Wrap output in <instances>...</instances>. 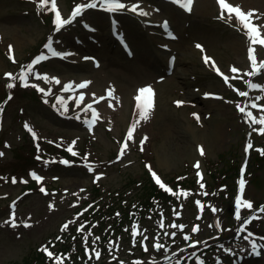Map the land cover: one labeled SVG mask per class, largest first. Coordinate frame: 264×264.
Listing matches in <instances>:
<instances>
[{"label":"rangeland","instance_id":"1","mask_svg":"<svg viewBox=\"0 0 264 264\" xmlns=\"http://www.w3.org/2000/svg\"><path fill=\"white\" fill-rule=\"evenodd\" d=\"M75 1L82 4L86 0H58L65 17L71 16ZM122 2L127 6L138 3L147 15L127 7L114 12L99 6L85 9L84 14L53 36L58 48L68 42L66 50L71 54L64 51V58L44 60L30 74L26 67L28 57L36 51L50 27L37 17L32 1L0 0V98L6 84L10 82L15 87L18 81L21 85L27 83L44 89L46 97L41 101L31 91L20 90L6 104L4 112L0 110V153H3L0 155V264H22L27 254L37 246H46L52 238L61 243L68 231L80 226L76 224L85 209L81 205L88 192L93 198L95 183L105 193L122 189L130 179L129 185L135 187L134 178H142L146 170L168 182L171 177L181 179L186 175L198 180V172L209 180L208 165L215 163L224 169L230 164L241 165L248 157L245 151L248 143L255 149L264 145V135L253 130L262 126L246 120L237 108V105L246 107L256 117L264 115L260 107L264 104V90L252 88L248 83L264 85V71L248 75L254 71L248 54L250 41L235 13L229 18L225 10L221 18L217 0H195L189 12L182 11L175 1ZM227 2L245 12L253 11V22L264 25V0ZM113 27L126 35L133 54L123 51L112 39ZM261 31L264 34V28ZM171 33L176 35L175 39L169 37ZM251 46L256 49L259 66L264 62V46ZM205 55L229 77L227 84L211 62H204ZM174 58L172 67L170 59ZM233 67L239 72H231ZM22 72L26 73L24 79ZM85 81L90 82L85 88L76 87ZM67 84L71 87L65 90ZM146 86H151L154 94L152 107L146 109L147 118L141 119L137 105L145 104L146 100L142 98L138 102L136 97L138 90ZM109 90H113L112 95H108ZM240 91L248 95L240 96ZM176 101L183 103L177 106ZM253 103L258 107L253 108ZM87 104H92L98 114L94 121L91 110H84ZM133 126L132 137L128 138V130ZM125 142L127 147L121 154ZM70 146L76 155L68 151ZM35 158L39 162L30 165ZM197 162L199 168L195 167ZM250 167L245 199L252 202L253 208L242 209L241 214L249 211L253 214L244 223L238 224L235 198L231 195L235 193L238 169H231L228 193L226 183L219 180L221 193L213 194L218 209L215 212L209 210V198L204 194L208 186L199 176L200 190L195 194L203 196L205 211L197 205V200H184L181 203L184 205H179V215L167 213L168 224L163 227L156 225V218L138 225L140 240H135L132 231L117 235L111 249L115 250L116 260L123 262L118 264H136L134 260L139 264H171L174 254L186 245L197 242L199 245L209 237L218 236L222 229L231 230L236 225L237 236L216 241L218 248L201 253L193 262L264 264V212L260 211L261 206L256 208L258 201L264 202V165ZM31 173L42 179L35 182L37 179ZM134 190L140 191L138 186ZM231 202L235 205L232 211L228 204ZM226 204L229 209L225 216L222 208ZM78 208L81 214L76 212ZM13 212L16 227L10 220ZM180 222L186 225L185 236L179 227H170ZM25 223L30 226L25 227ZM194 226H199V231L193 232ZM161 229H169V232L163 230L168 235L157 237L156 232ZM171 230L177 232L179 240H172ZM249 233L252 235L245 240ZM186 236L190 238L184 242ZM142 240L148 242L147 250ZM182 240L184 243L178 246ZM253 241L256 251L251 247ZM155 244L163 247H154Z\"/></svg>","mask_w":264,"mask_h":264},{"label":"trees","instance_id":"2","mask_svg":"<svg viewBox=\"0 0 264 264\" xmlns=\"http://www.w3.org/2000/svg\"><path fill=\"white\" fill-rule=\"evenodd\" d=\"M250 165L252 168L263 166L264 155L260 151L254 152ZM232 168H238V164H235V166L234 164H230L227 169L210 166L208 170L211 181H206V185L213 188L216 187L215 192L221 193L219 180L222 183L228 184L227 179L231 177L230 172L233 171L231 170ZM146 171L143 172L142 178H134L133 180L140 191H134L136 186L131 187L129 185L132 179L122 189L110 192L109 194L103 192L100 186L94 185L93 203L90 204V207L82 216L81 222L83 223L84 230L90 229L100 235L98 247L104 251V255L100 260L94 258V252H91L89 255L85 253V244L81 236L83 232H76V235L73 236L74 231H71V229L68 232L69 234L67 233L64 236V240L61 243L56 242L55 246H50L53 256H49L43 247H38V249L32 250L24 258L22 264H57L56 258L59 257L58 254L66 259L61 264H115L114 259L107 258L109 254L107 248L110 240L114 239L118 234L130 231L133 223L146 222L150 217L158 218L162 213L171 211L173 207L178 206L180 196L177 193H170L163 189V187L156 183L150 172ZM170 182L175 189H178L180 186L188 188L191 192L190 199H193V192L196 191L198 184L196 180L185 177H182L180 180L179 177L174 176L170 178ZM96 195H98L97 198ZM86 202H89V199ZM233 233L234 230L226 235ZM179 259H182L183 262L188 261L187 257L185 259L178 257L174 259V263ZM84 261H87V263H84ZM60 262L63 261L59 259V264Z\"/></svg>","mask_w":264,"mask_h":264},{"label":"snow or ice","instance_id":"3","mask_svg":"<svg viewBox=\"0 0 264 264\" xmlns=\"http://www.w3.org/2000/svg\"><path fill=\"white\" fill-rule=\"evenodd\" d=\"M175 2L180 5L181 7L190 10V6L192 3V0H175ZM220 8H221V18H223L224 16V12L225 10H227L228 14H229V18H231L232 14L235 13L236 17L239 19V21L241 22V24L243 25L244 29H246V35L250 41V46L248 47V54H249V59L252 61V65H253V69L254 71L249 72L248 75H257L259 74L261 71H264V62H261L259 64V66H257V60H256V49L253 48L251 45H262L264 46V34H262L261 29L264 28V25H259L257 23L253 22V17H254V12L253 11H243L241 9L240 6L238 5H233L231 3H228L227 0H217ZM97 6L104 8L107 11L110 12H114L120 9H125L126 7L128 8V10L133 11V12H137L139 11L140 15H147L146 12L143 11V9H141L139 7L138 3H133L131 6H127L125 3L122 2V0H89V2L87 3H82V4H77L75 5L71 16L69 18H64L61 15V12L58 8V4H57V0H38V7L40 8H45L47 7L48 11H51L54 13V23L57 27V30L62 27L63 25H66L68 23L71 22L72 19H74L76 16L80 15L85 9L88 8H96ZM256 20L259 19V17H255ZM165 27H167V25L165 24ZM46 47H50V45H46ZM198 48H201L202 46L197 45ZM9 51L11 52V46H9ZM53 55H61V53H57L55 51H53ZM43 59H47L46 56H44L43 54H41L40 56L36 57L29 65H27V69L28 72H31L33 70V66L38 64L39 61L43 60ZM204 62L207 64L209 62H211V66L215 69V71L221 75L223 77V80L225 82V84H227L229 82V77L227 75H225L219 67L216 66L215 61L212 60V58L210 56L205 55L204 57ZM231 72L233 73H237L239 72L238 68H231ZM6 75H8L9 77L12 76L11 73H7ZM26 76V73L22 72L21 73V79H24ZM45 79H47V77H45ZM55 79V78H53ZM59 82V81H57ZM90 82H82L78 85H76V87L78 88H85L87 86V84ZM249 86L252 88H261L262 90H264V85H260V84H255L252 83L251 81L248 82ZM13 84H8L7 87L11 88L13 87ZM71 87V84H67L64 86L65 90H67L68 88ZM40 91H44V89H40ZM112 91L113 90H109L108 91V95H112ZM138 95L136 97V100L138 102H140L143 99L146 100V103L141 105L140 103H138L137 107L140 109V117L141 119H146L147 118V112L146 109H150L152 107V96H153V90L151 88V86H146L144 88H140L138 90ZM95 95V94H93ZM208 95V94H206ZM240 96H247L248 93L244 92V91H240L239 92ZM100 99H104V97H101ZM259 99V98H258ZM80 100H83V93H81L80 96ZM98 103V101H96ZM79 103V101H78ZM183 102L182 101H176L177 106L181 105ZM252 107H258V105H256L255 103L252 104ZM262 109H264V106H260ZM238 110L244 114L246 120H251L252 124L255 125H261L262 127H260L259 129H253L254 131H258L261 135H264V115H261L260 117H256L253 115V113L251 111H246V107H241L240 105H237ZM84 110H91L92 112V117H93V121L97 118L98 114L96 112V110L92 107V104H87L85 106ZM194 116L196 114H193ZM197 119H199L198 116H196ZM133 128H129L128 130V138L132 137L133 134ZM33 135H35V133H33ZM74 143V142H73ZM127 147V143L125 142L124 145H122L121 147V154H123L124 149ZM253 148V145L251 143H248L246 145V149L245 151H247L248 149ZM69 152H72L73 155H76L77 153L73 152L72 147L70 146L68 148ZM201 151V155H203V149H200ZM257 151H260L262 155H264V149H257ZM0 155H3V153H0ZM64 163H68V161H62ZM195 167L199 168V162H197V164L195 165ZM243 172V169H242ZM31 175L37 179L40 180L42 179V177L37 176L35 173H31ZM152 175L154 176L156 183L158 185H160L161 187H165V185L161 182L160 178L153 172ZM198 176H201V174L198 172L197 173ZM202 178V176H201ZM13 183L16 182L15 178H13ZM26 182V181H23ZM239 191L237 196L235 197V204H236V218L238 220H245L246 218L243 217L241 215V211L242 209H252L253 208V204L251 201L247 200L244 198V189H245V180L243 179V176L241 177V179L239 180ZM201 187L203 188V184H201ZM43 191V189H41ZM168 191H172L171 189H167ZM205 195H207L208 193H204ZM179 195L182 196H187L188 193L184 192L183 190L179 193ZM197 205L200 206L201 208L203 207V205L201 204L200 201H196ZM214 212L217 211V209L213 208L212 209ZM260 211L264 212V206H261ZM177 215H179V213H176ZM255 217H253L254 219ZM11 223L13 227H16V223H15V213H12V216L10 217ZM160 225L163 227V221H160ZM30 225H28L27 223H25V227H29ZM68 225L65 224L64 228H67ZM83 225L80 226V230L83 229ZM170 227H179L181 229H183L185 226L184 225H170ZM193 232H197L199 231V226H194L192 228ZM132 233L134 236L140 235V230H139V226L138 225H133L132 227ZM171 235H175V233H171ZM252 233H249L248 236H245L244 239L247 240L249 238V236H251ZM190 237H185V239H189ZM97 239H99L97 237ZM144 239H147V237H144ZM154 247L157 248H162L163 245L161 244H155ZM252 250L256 251L257 249V245L256 243L253 241L252 242ZM145 250H147V247H145ZM49 256H52L53 253L49 252L48 253ZM258 254V253H257ZM96 257L99 258L100 253L96 252L95 253ZM57 259V264H59V257L56 258ZM136 264H139V262H136ZM198 264H204L203 260L198 261Z\"/></svg>","mask_w":264,"mask_h":264},{"label":"bare ground","instance_id":"4","mask_svg":"<svg viewBox=\"0 0 264 264\" xmlns=\"http://www.w3.org/2000/svg\"><path fill=\"white\" fill-rule=\"evenodd\" d=\"M215 127H216V125H215ZM217 127H219V125H218V124H217ZM213 133H214V132L212 131V132H211V134H212V135H214Z\"/></svg>","mask_w":264,"mask_h":264}]
</instances>
